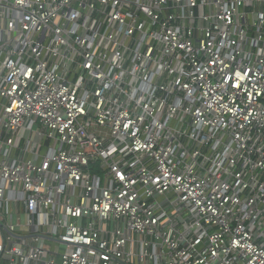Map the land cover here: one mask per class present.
<instances>
[{
	"label": "built area",
	"instance_id": "built-area-1",
	"mask_svg": "<svg viewBox=\"0 0 264 264\" xmlns=\"http://www.w3.org/2000/svg\"><path fill=\"white\" fill-rule=\"evenodd\" d=\"M0 264H264V0H0Z\"/></svg>",
	"mask_w": 264,
	"mask_h": 264
}]
</instances>
